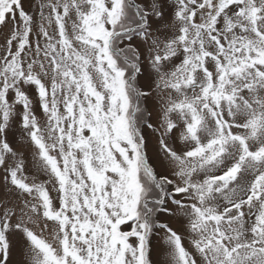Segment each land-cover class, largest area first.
<instances>
[{"label": "snow or ice", "instance_id": "snow-or-ice-1", "mask_svg": "<svg viewBox=\"0 0 264 264\" xmlns=\"http://www.w3.org/2000/svg\"><path fill=\"white\" fill-rule=\"evenodd\" d=\"M4 29L0 264H264V0H0Z\"/></svg>", "mask_w": 264, "mask_h": 264}, {"label": "rangeland", "instance_id": "rangeland-1", "mask_svg": "<svg viewBox=\"0 0 264 264\" xmlns=\"http://www.w3.org/2000/svg\"><path fill=\"white\" fill-rule=\"evenodd\" d=\"M7 32H8V30H7V29H4L3 34L0 35V44L3 43L4 36L7 35ZM147 107H148V109L153 113L152 120H153V122L155 123V121H156V119H157V116H158V110H157L158 106H157V104H156L155 102H153V101H148V102H147ZM37 114L40 115L39 111L37 112ZM41 123H43V119L41 120ZM18 129H19V126L17 125V126L14 128V131L16 132V135H15V137H14L15 140H20V135H19V131H18ZM10 138H12V137H10ZM176 146H177V147L180 146V144H179L178 141L176 142ZM155 147H156V140H155L154 137H152V138H151V148H152V150H153V153L155 152ZM28 158L31 159V154H30V152H29V157H28ZM32 172H34V169H29V174H31ZM40 179H41V180H44V179H46V177H44V176H40ZM160 219H161L162 221H167V222H169L170 225L173 226L174 228H178V229H180L181 231H183V221H182V220H176V219L171 218V217H169V216H167V215H163V216H161ZM185 243H187V238L185 239ZM158 251H159V248H158V242L154 240V241H153V257H154V258L156 257V254L158 253ZM20 259H21L20 251H19V249H17V251H16V253H15L14 257H13V261L16 262V261H19Z\"/></svg>", "mask_w": 264, "mask_h": 264}]
</instances>
